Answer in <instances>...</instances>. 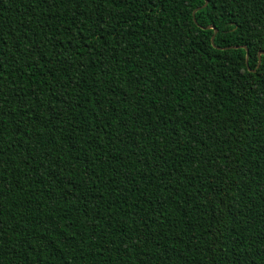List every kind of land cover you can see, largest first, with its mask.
<instances>
[{
	"label": "trees",
	"instance_id": "trees-1",
	"mask_svg": "<svg viewBox=\"0 0 264 264\" xmlns=\"http://www.w3.org/2000/svg\"><path fill=\"white\" fill-rule=\"evenodd\" d=\"M205 1L0 0V264H264V0Z\"/></svg>",
	"mask_w": 264,
	"mask_h": 264
},
{
	"label": "water",
	"instance_id": "water-1",
	"mask_svg": "<svg viewBox=\"0 0 264 264\" xmlns=\"http://www.w3.org/2000/svg\"><path fill=\"white\" fill-rule=\"evenodd\" d=\"M207 4H208V0H206L205 1V4L203 5V7L204 6H207ZM207 28H214V26H208ZM215 33H217V29H215ZM214 36L215 35H213V37H212V43H214ZM238 46H235V48H237ZM264 54V51H260L259 52V63H258V66L260 65V62H261V56ZM247 62H248V55H247Z\"/></svg>",
	"mask_w": 264,
	"mask_h": 264
}]
</instances>
